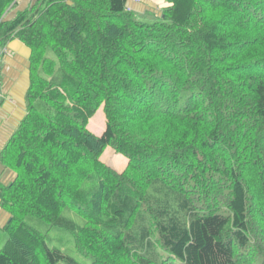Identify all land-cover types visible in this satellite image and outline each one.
<instances>
[{
	"label": "trees",
	"instance_id": "obj_1",
	"mask_svg": "<svg viewBox=\"0 0 264 264\" xmlns=\"http://www.w3.org/2000/svg\"><path fill=\"white\" fill-rule=\"evenodd\" d=\"M127 1L34 0L4 20L18 0H0V48L29 50L0 264H80L26 217L90 264H264V0H162L151 22Z\"/></svg>",
	"mask_w": 264,
	"mask_h": 264
},
{
	"label": "crops",
	"instance_id": "obj_2",
	"mask_svg": "<svg viewBox=\"0 0 264 264\" xmlns=\"http://www.w3.org/2000/svg\"><path fill=\"white\" fill-rule=\"evenodd\" d=\"M151 1L155 4L164 5L159 3V0L157 2L156 0ZM25 3H27V0ZM142 5H132L130 7L138 17H145L148 11L146 9L150 6L147 3ZM25 8V6L22 7V9ZM28 59V48L18 41H12L4 48H0V152L25 115L24 97L29 86ZM103 130L104 127L96 135H101ZM125 166L126 160L124 168ZM13 178V173L0 164V183L9 184ZM8 219L9 215L0 207V232H3L2 229Z\"/></svg>",
	"mask_w": 264,
	"mask_h": 264
},
{
	"label": "rangeland",
	"instance_id": "obj_3",
	"mask_svg": "<svg viewBox=\"0 0 264 264\" xmlns=\"http://www.w3.org/2000/svg\"><path fill=\"white\" fill-rule=\"evenodd\" d=\"M25 1L26 0H18L17 5L13 9H11L4 16L3 19L4 20H8V19L12 18L18 11L24 10V9H22V7H24V6L27 7L34 0H27V3H25ZM157 1L158 0H156V2ZM146 3L148 5H150V6H148L147 9H146L148 11L146 12L147 14L145 15V17H138L137 15L136 16H137V18H140L142 21H147V22H151L153 20L158 19L160 17L161 10L163 9V7H165L167 5L162 0H159V3H162L164 5L155 4V2H152L151 0H139V1H137V0H128L125 7H126L127 11H129V12L131 11L132 12V8H130L132 5L140 6V5L146 4ZM4 51L5 50L3 49V52ZM93 119H96V122L94 124L90 125V122ZM104 125H105V117H104V113L102 111V108H100L96 112V114L91 119H89L88 124H87V128H88V130L91 133H93V134L95 133L94 135H96V134L100 133L101 128H103ZM114 156H116V154L114 152H112L110 149H107L102 154L101 160H102V162H104L105 160L113 159ZM120 158H121V162L120 163H118V164H116L114 166H112L111 164L110 165L114 168V170H117L119 172H123L125 170V168H126V166L124 168V163H125L126 159L124 157H120ZM126 164H127V162H126ZM63 215H64V217L72 220L73 222H75L77 224H82L83 223V220L79 216H77L75 212H73L71 210L65 211L63 213ZM25 222L28 225L38 229L41 233H43L45 235L46 242L49 245V247L61 250L64 254H66L67 256L75 259L80 264H90L91 263L90 259H87L86 257L81 256L75 250L74 245H73L72 237L68 233H66V232H64V231H62V230H60V229H58L56 227H50L46 223L38 220L37 218L26 217L25 218ZM5 241H6V233L0 232V249L4 245ZM61 264H66V263H61Z\"/></svg>",
	"mask_w": 264,
	"mask_h": 264
},
{
	"label": "built area",
	"instance_id": "obj_4",
	"mask_svg": "<svg viewBox=\"0 0 264 264\" xmlns=\"http://www.w3.org/2000/svg\"><path fill=\"white\" fill-rule=\"evenodd\" d=\"M137 1H139V0H137Z\"/></svg>",
	"mask_w": 264,
	"mask_h": 264
}]
</instances>
